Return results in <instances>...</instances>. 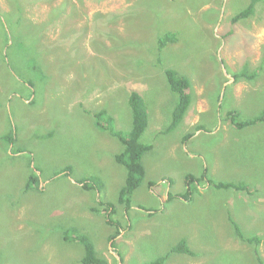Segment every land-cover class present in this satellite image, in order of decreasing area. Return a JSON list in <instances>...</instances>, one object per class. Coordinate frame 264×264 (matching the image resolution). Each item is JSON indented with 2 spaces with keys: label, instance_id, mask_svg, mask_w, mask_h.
I'll list each match as a JSON object with an SVG mask.
<instances>
[{
  "label": "rangeland",
  "instance_id": "374dc122",
  "mask_svg": "<svg viewBox=\"0 0 264 264\" xmlns=\"http://www.w3.org/2000/svg\"><path fill=\"white\" fill-rule=\"evenodd\" d=\"M248 2L0 0V264H80L84 248L65 240L68 227L90 236L108 264H145L181 238L197 256L172 253L164 264H258L232 235L230 214L262 237L264 258V121L241 129L226 118L229 109L242 119L264 109V71L254 82L231 75L257 67L264 53V0L230 21ZM170 30L178 42L159 52L157 38ZM167 68L189 79L192 95L171 132L161 131L177 101ZM132 91L148 108L142 142L153 148L127 211L117 204L125 168L114 154L122 146L93 113L103 110L102 124L112 118L128 132ZM218 98L221 110L212 106ZM11 131L13 149L1 139ZM66 165L70 175L58 174ZM32 173L39 184L25 191ZM92 175L101 191L79 187ZM187 176L195 179L189 200L178 196ZM207 179L250 182L252 192L209 188ZM101 201L114 204L111 224Z\"/></svg>",
  "mask_w": 264,
  "mask_h": 264
},
{
  "label": "trees",
  "instance_id": "16d2710c",
  "mask_svg": "<svg viewBox=\"0 0 264 264\" xmlns=\"http://www.w3.org/2000/svg\"><path fill=\"white\" fill-rule=\"evenodd\" d=\"M261 0H249L248 4L240 9L235 15L231 17V23L234 24L240 19H245L251 16L254 13L255 5L260 2ZM18 21V20H17ZM178 42V35L173 31H166L163 35L157 38V50L159 52H163L166 47L170 44H176ZM155 65V64H154ZM153 65V66H154ZM264 71V53L259 62V65L255 68H250L247 65L237 71L232 72V78L235 82L239 81L240 79H246L248 82H254ZM167 84L169 86L170 92L172 91L177 95V101L171 111V121L169 124L163 129V132H171L175 129L182 121L186 110L188 109L192 95L190 90V81L186 76L179 74L173 68H167L165 70ZM216 99V98H215ZM219 98L216 102H219ZM128 104L132 111V124L131 129L128 132H122L117 128L113 127L110 123L112 122V118H110L106 124H102L104 121L103 119V110H99L93 113L95 118L94 125L104 132L108 134L111 138H115L116 140L120 141L122 146L121 150H119L116 154H114V160L116 163L121 164L125 169V177H124V184L117 192V204L122 206L127 211L133 206V194L134 192L141 187L143 180L146 176V171L142 163V157L145 152L150 151L153 148L152 144H146L142 142V136L146 131L148 124H149V116H148V108L145 104L144 99L142 96L136 92L132 91L128 97ZM217 103H215V106ZM219 109L221 110V104L219 102ZM227 120L233 124L236 128L244 129L249 126H253L259 122L264 121V109L254 117L251 118H241V113L237 110L229 109L226 111ZM202 125H197L195 128L196 130L201 129ZM191 132H188L184 135V139H187L190 136ZM54 135V131L52 129H48L46 135L44 137L51 138ZM1 139L8 144V147H12L13 149V141L15 140L14 133L11 131L6 135H2ZM15 151L19 152L20 149H16ZM72 171L71 165H66L60 168L58 174H65L70 175ZM90 180V181H88ZM187 188L186 190L180 194L181 197L185 199H189L191 192H190V185L195 179L191 176H187L185 178ZM208 183L217 190H225L231 192H252L250 191L249 183L246 184L245 181H238V182H231V181H212L211 179H207ZM80 184V188L85 191H94L100 189L101 191L104 187L103 181L96 175L89 176L88 179L82 177L81 180L78 182ZM39 184V178L34 176V174H30L29 178L26 181V185L24 187L25 191L29 189H34L36 185ZM153 184V183H151ZM106 211V217H108V221L111 224V211L114 208V204L109 201H101L99 203ZM110 212V214H109ZM151 214V213H150ZM237 216V214H236ZM111 220V221H110ZM229 221L232 227V235L247 244H249L253 248V256L255 258L256 263L264 264V258L260 254L259 245L262 241L261 236H256L255 234H248L243 229L242 225L236 220L231 214ZM117 227L115 226L113 232L111 234V239H114L119 233V227L121 223L118 221ZM76 227H68L67 230L63 233L65 240L68 239L70 242L80 243L84 248V254L81 258L80 264H108L105 257H101L97 254L95 250L94 243L90 236L85 234L83 231L79 230ZM72 233V234H70ZM67 240V241H68ZM114 247V243H113ZM178 253V254H186L191 255V257L197 256V253L192 250L189 246L187 239L181 238L177 244L170 248L169 252L166 254L157 257L156 259L146 262L145 264H164L167 260L169 254ZM120 256V254H119ZM122 259V256H120ZM245 263V260H243ZM3 264V263H1ZM9 264V263H4Z\"/></svg>",
  "mask_w": 264,
  "mask_h": 264
},
{
  "label": "clouds",
  "instance_id": "9594fccd",
  "mask_svg": "<svg viewBox=\"0 0 264 264\" xmlns=\"http://www.w3.org/2000/svg\"><path fill=\"white\" fill-rule=\"evenodd\" d=\"M222 96V95H221ZM214 102H215V100H214ZM214 102L212 103V106L214 105L215 106V104H214ZM215 103H218V102H215ZM174 107V106H173ZM173 109V108H172ZM161 131H163V130H161ZM142 140V139H141ZM119 141V140H118ZM120 142V141H119ZM121 165V164H120ZM207 181V180H206ZM207 183H208V181H207ZM250 183V182H249ZM154 184V183H153ZM209 184V188L210 187H212L211 185H210V183H208ZM185 186H186V188H187V185H186V180H185ZM191 187V186H190ZM190 187H188V188H190ZM209 188H207V189H209ZM214 188V187H213ZM216 189V188H215ZM251 189V188H250ZM186 190V189H185ZM191 192V191H190ZM180 194L181 193H179V195L178 196H180ZM191 194H192V192H191ZM191 196V195H190ZM170 197H171V195H170ZM183 198V197H182ZM183 199H185V198H183ZM190 199V198H189ZM189 199H185V200H189Z\"/></svg>",
  "mask_w": 264,
  "mask_h": 264
}]
</instances>
